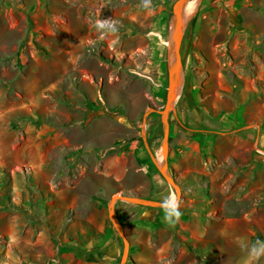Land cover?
<instances>
[{
    "label": "rangeland",
    "instance_id": "1",
    "mask_svg": "<svg viewBox=\"0 0 264 264\" xmlns=\"http://www.w3.org/2000/svg\"><path fill=\"white\" fill-rule=\"evenodd\" d=\"M175 1L0 0V264H119L107 201L156 188L124 144L144 132L158 172ZM193 4L163 156L181 215L116 201L125 264H264V0Z\"/></svg>",
    "mask_w": 264,
    "mask_h": 264
},
{
    "label": "water",
    "instance_id": "2",
    "mask_svg": "<svg viewBox=\"0 0 264 264\" xmlns=\"http://www.w3.org/2000/svg\"><path fill=\"white\" fill-rule=\"evenodd\" d=\"M193 0H176L173 9L170 24V46H169V64L167 69V88L165 94V103L161 110L162 122V142L159 154L154 161V165L162 177L174 188L176 197L179 200L180 186L169 173L163 162V156L167 153L169 144V115L173 110L175 98V89L177 85V76L181 67L180 47L185 29L186 7ZM116 201H125L132 204L149 206L154 208H163L161 200L147 198L140 194H126L116 192L111 195L107 201L108 217L111 224L123 241L122 253L119 264H125L128 256L129 241L124 233L123 226L116 216L114 205Z\"/></svg>",
    "mask_w": 264,
    "mask_h": 264
},
{
    "label": "crops",
    "instance_id": "3",
    "mask_svg": "<svg viewBox=\"0 0 264 264\" xmlns=\"http://www.w3.org/2000/svg\"><path fill=\"white\" fill-rule=\"evenodd\" d=\"M142 133L143 134H142V138L141 139H135V140L129 141V143L127 142L124 145L130 144V145H133L135 147L134 151H136L137 155L140 156L139 158H140V162H141L140 166L139 167L137 166V167L139 169L142 168L144 170L145 174L151 176L154 179L153 183L156 186V188L153 189V193L149 194L148 192H146V191L150 192L151 188L149 186L147 188V190L143 188L141 190V192H140V195L142 194V195H145V197L147 196V198H152V199H156V200H161L162 201L163 198H160V197L156 196L157 194H159L162 191V190L160 191V189L157 188V185L160 184V181H161L159 179L160 173H158L159 171L155 173L151 169V163L149 162L148 158L145 157V160L142 158V157H144V155L146 156V154L151 155L150 149H149L148 144H147V142L145 140V134H144V132H142ZM130 165L131 164L128 165L127 162H124V163L120 164L119 167L115 166L114 168H112V166H109L107 164L106 159H104L103 164H102V168H103L104 173H107V174L112 173L116 177H118V178L121 177L122 178L123 176L127 175V171H128V168H130L129 167ZM126 167H127V169H126ZM126 194H128V193H126ZM132 194L137 195L136 193H132ZM128 209L131 210L130 213H128V214H129L130 217H132L133 221H140V220H142L145 217H147V218H149L151 220H157L160 217V215L158 214L157 210H155L156 208H154V207L153 208H146V209L128 207ZM89 236H90V238H89L90 244H92L93 246L96 245V244L101 243L102 241L104 243L106 240L111 238L108 228H106L105 233H103L102 235L90 234ZM97 246H95V247H97ZM111 259L113 260V258H111Z\"/></svg>",
    "mask_w": 264,
    "mask_h": 264
},
{
    "label": "clouds",
    "instance_id": "4",
    "mask_svg": "<svg viewBox=\"0 0 264 264\" xmlns=\"http://www.w3.org/2000/svg\"><path fill=\"white\" fill-rule=\"evenodd\" d=\"M145 4L147 0H144ZM98 29H104L106 31L116 32L117 31V22L109 20H101L96 23ZM161 206L164 209V220L168 224H174L180 217L181 212L179 210V200L175 195L165 196L161 202ZM256 255H259V252L256 249H253Z\"/></svg>",
    "mask_w": 264,
    "mask_h": 264
},
{
    "label": "bare ground",
    "instance_id": "5",
    "mask_svg": "<svg viewBox=\"0 0 264 264\" xmlns=\"http://www.w3.org/2000/svg\"><path fill=\"white\" fill-rule=\"evenodd\" d=\"M194 8V4H193V1H191L188 6L186 7V15L188 13H191L192 12V9ZM179 89H180V84L178 83V80H177V85H176V89H175V97L177 96L178 92H179Z\"/></svg>",
    "mask_w": 264,
    "mask_h": 264
}]
</instances>
